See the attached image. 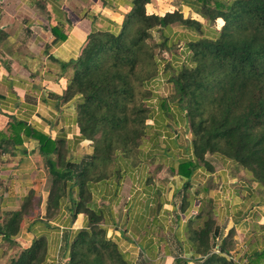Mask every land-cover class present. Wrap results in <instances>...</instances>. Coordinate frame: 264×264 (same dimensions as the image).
I'll return each instance as SVG.
<instances>
[{
  "label": "trees",
  "instance_id": "trees-1",
  "mask_svg": "<svg viewBox=\"0 0 264 264\" xmlns=\"http://www.w3.org/2000/svg\"><path fill=\"white\" fill-rule=\"evenodd\" d=\"M151 1L133 0L116 29L93 26L76 57L48 56L57 66L48 71L66 80L57 98L75 99L79 135L91 141L92 152L76 162L68 157L67 139L54 138L13 115L0 129V163L6 156L26 154L27 141L38 143L50 190L46 219L38 217L34 223L48 225L47 220L64 205L71 218L79 213L88 216L87 226L71 242L67 240L70 252L65 264H132L108 236L104 213L95 209L90 186L119 178L121 163L138 157L150 128L149 102L154 96L150 83L161 71L174 86L175 103L193 135L194 155L181 164V170L190 173L199 163H209V156L225 158L264 186V0H193L204 19L223 21L214 34L179 9L150 13ZM174 24L198 35L175 39ZM50 28L53 44L66 39L65 24ZM183 41L185 50H190L189 62L174 65L158 56L156 49L171 50ZM40 201L32 189L20 207L4 218L0 232L7 240L15 243L23 221L36 213ZM217 236L219 228L209 212L195 230L193 251L176 256L173 264H264V251L247 260L237 258L233 228L223 238ZM49 251L48 236H37L8 264H44Z\"/></svg>",
  "mask_w": 264,
  "mask_h": 264
},
{
  "label": "crops",
  "instance_id": "crops-1",
  "mask_svg": "<svg viewBox=\"0 0 264 264\" xmlns=\"http://www.w3.org/2000/svg\"><path fill=\"white\" fill-rule=\"evenodd\" d=\"M193 2L152 0L147 10L160 15L179 9L203 22ZM132 6L133 0H0V129L13 115L54 138L67 139L68 157L76 162L92 152L91 141L79 135L75 99L62 102L57 98L66 80L48 71L57 67L48 56L76 57L93 26L116 29ZM58 22L65 24L67 37L53 44L50 27ZM172 35L175 39L196 37L189 30ZM165 80L163 74L150 83L154 93L149 102L150 128L138 157L121 163L119 178L91 184L94 207L104 213L108 236L132 264H173L176 256L190 254L195 230L209 212L219 228L217 239L233 228L236 256L247 260L264 251V186L243 176L225 158H218L223 162L220 165L209 156V163H199L190 173L181 170V164L194 155L192 135L184 115L175 113L178 105L166 107L170 100ZM25 145L26 154L6 156V162L0 163V215L18 209L27 193L35 190L40 211L22 223L15 240L25 246L37 236H48L50 251L44 264H57V252L67 261V240L71 242L87 226L88 216L79 213L71 218L64 205L47 220L48 225L34 223L38 217L46 219L50 183L37 141ZM7 242L0 232V250Z\"/></svg>",
  "mask_w": 264,
  "mask_h": 264
},
{
  "label": "rangeland",
  "instance_id": "rangeland-1",
  "mask_svg": "<svg viewBox=\"0 0 264 264\" xmlns=\"http://www.w3.org/2000/svg\"><path fill=\"white\" fill-rule=\"evenodd\" d=\"M222 23H223L222 20L215 21V22L212 23V22H210V21H208L206 19H203L204 30H206L207 31L206 33H208V34H214L215 33V30L219 29L220 26L222 25ZM184 30H187V29H185L183 26H181L179 24H174L173 25V31L174 32H177V33L178 32H182L183 33ZM190 32H192L196 36L198 35L197 32L194 31V30H190ZM172 34H173V32H171V35ZM183 44H184V41L183 42H180L179 44H176L173 47H171V50H161V49L159 50V49H156V52H157V54H158V56L160 58H162L163 60L171 61V62L174 63V65L181 64V63L187 62V61L189 62L188 56H189L190 50L186 51L185 50V46H183ZM164 65H165V63H164ZM162 75H160V76H162ZM165 82L168 84L167 85L168 88H166V91H167V95H168V100H170V101H166V102L167 103H171V106H172V105L176 104L175 103L176 101H175V98H174L175 97L174 96L175 88H174V86L172 85V83L170 81L165 80ZM174 108H175V113H177V112H180L182 114L184 113L183 110L180 109V106L179 105H178V107H174ZM169 112H171V110H169ZM169 115H171V114L169 113ZM191 135H192V133H191ZM192 137H193V135L190 138L192 139ZM211 159L214 162H216V164L217 163H219V164L221 163L220 165L223 164V162L221 161L222 159L221 160L220 159L216 160V159H214V157H212ZM229 161H231L232 164L234 163L232 160H229ZM4 162H6V161H4ZM4 162H2V163H4ZM233 166H234V168H238L239 170H237V169L236 170L239 171V172H241V174H243V176L244 175L251 176L243 168L237 167L235 163L233 164ZM1 183H2V181L0 180V184ZM36 206H37L36 213H38L40 211L39 210L40 209V204L38 203ZM12 211L13 210H11L9 212H6L3 215H0V220L2 219V222H3L4 221V218L6 216H9ZM32 216H35L36 217V214H33ZM28 218L29 217H27L26 219H28ZM2 222H1V224H2ZM7 241L8 242L6 243V245H4V250H2V249L0 250V264H8L12 256L18 254L22 250V248L28 246V244L24 246V244L21 243L20 242L21 240H19V239L16 240L15 243H11L9 240H7ZM56 254L57 255H55V256H56V259L58 261L57 264H65L66 261L63 259V255H60L59 252H57Z\"/></svg>",
  "mask_w": 264,
  "mask_h": 264
}]
</instances>
